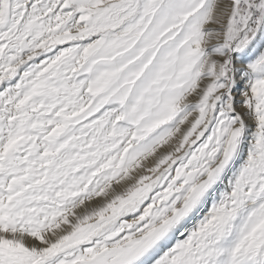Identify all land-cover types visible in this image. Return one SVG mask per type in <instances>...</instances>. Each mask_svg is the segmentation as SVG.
Returning <instances> with one entry per match:
<instances>
[{
    "label": "snow or ice",
    "instance_id": "obj_1",
    "mask_svg": "<svg viewBox=\"0 0 264 264\" xmlns=\"http://www.w3.org/2000/svg\"><path fill=\"white\" fill-rule=\"evenodd\" d=\"M0 264H264V0H0Z\"/></svg>",
    "mask_w": 264,
    "mask_h": 264
}]
</instances>
